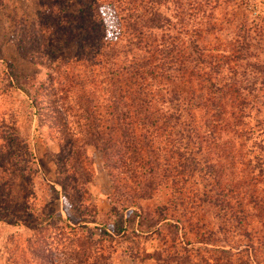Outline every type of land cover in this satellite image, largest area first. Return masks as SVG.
Listing matches in <instances>:
<instances>
[{
	"label": "trees",
	"instance_id": "obj_1",
	"mask_svg": "<svg viewBox=\"0 0 264 264\" xmlns=\"http://www.w3.org/2000/svg\"><path fill=\"white\" fill-rule=\"evenodd\" d=\"M93 2L92 10L106 3L127 11L130 48H119L105 35L100 12L85 15L86 44L80 45L75 58L59 61L58 80L47 86L43 108L57 122L69 181L60 183L61 195L69 197V204L71 198L76 200L86 215L83 220L90 217L87 208L96 213L85 189L92 180L86 148L93 146L101 153L112 183L110 203L115 197L114 204L130 211L135 233L142 232V200L152 199L163 186L183 194L184 186L198 184L194 194L186 195L194 206L204 214L209 209L213 219L220 217L246 238L241 248V243L217 239L214 236L224 227L206 232L205 224L195 218V232L205 240V250L217 252L215 264H230L229 259L264 264V23L242 19L223 46L212 48L204 35L216 28L211 10L221 0ZM170 6L174 11L168 15L163 8ZM29 53L33 59L35 54ZM119 56L124 57L122 62ZM83 62L86 69L92 67L87 75L75 68ZM17 85L28 94L32 107L42 104L41 84ZM40 122L36 119V131ZM192 143L205 145L202 153L196 148V159L187 152ZM208 154L214 155L213 160ZM154 215L146 223L150 231L158 233L159 225L181 229L178 220H170L162 211L155 209ZM71 228V264H108L104 251L95 248L96 240ZM124 231V225L117 227V233ZM169 233L167 248L151 256L155 264H178L181 259L178 252L170 251L177 232ZM188 251L183 248L184 254ZM33 254L43 259L39 251ZM242 254L247 260L240 259Z\"/></svg>",
	"mask_w": 264,
	"mask_h": 264
},
{
	"label": "rangeland",
	"instance_id": "obj_2",
	"mask_svg": "<svg viewBox=\"0 0 264 264\" xmlns=\"http://www.w3.org/2000/svg\"><path fill=\"white\" fill-rule=\"evenodd\" d=\"M92 2L93 0H0V264H71L73 259L68 253L72 244L74 245L73 234L70 233L72 226H75L76 231L97 241L95 248L104 251L108 264H155L156 261L151 256L162 248H167L168 237L171 235L169 232H177L174 249L170 251L178 252L181 259L183 257L182 261L178 260V264H187L184 258L194 264H204L202 257L210 264H215L217 252L205 250V240L195 232V218L205 224L203 229L206 232L216 230V226L224 227L225 230L214 236L217 239L241 243V248L246 238L233 230L230 224L222 222L220 217L213 219V213L209 209L204 214L194 206L195 202L186 195L194 194L198 184L191 186L192 189L184 186L183 194L175 193L169 186H163L152 199L142 200L143 220L140 218L139 225L142 232L139 233L133 231L136 221L130 219V211L121 210L113 203L115 197H111L112 204L108 200L107 212H98L96 208L94 213L87 208L90 217L83 220V208H78L77 203H74L76 200L71 198L73 203L69 204V197L66 200L61 195L60 183L68 185L69 181L64 174L65 155L60 152L58 145L60 139L57 122L43 108L45 102H48L47 86L55 85L58 80L56 68L62 66L59 61L75 58L80 45L86 44L88 32L83 26L87 23L83 18L85 15L95 16L100 12L103 15L101 24L105 27V31L102 29L106 32L105 35L116 41L119 48H130L125 32L127 11L106 3L100 8L93 6L92 10ZM163 10L168 15L174 11L172 6ZM211 11L210 20L216 24V28L208 36L204 35V40L212 48L223 46L231 38L234 25L242 19L264 23V0H221ZM29 52L35 54L33 59L28 56ZM123 60L124 57H118V61ZM75 68L83 70L85 74H82L87 75L92 67L86 69L84 64ZM97 69L98 67L95 72ZM17 82L24 83L27 88L30 84H41L43 105L32 107L28 94L18 87ZM36 109L40 113L37 116L34 113ZM66 115L71 122L73 119L70 113ZM36 119L42 125L37 131ZM253 122L255 123L254 120ZM197 147L202 149L201 153L205 151L203 144L192 143L187 146V152L195 159ZM93 148L91 146L89 149L94 153ZM90 151L88 153L86 148V153L92 160V180L85 187L86 195L93 202V199L103 197L109 190V199L112 191L110 178L106 177L97 184L93 181L94 173L106 172L101 153L97 150L95 163ZM208 155L213 160L214 155ZM193 177L199 180L197 174ZM50 185L55 187L58 194ZM101 204L98 202L99 206ZM155 209L156 212L162 211L170 220H178L181 229L175 231L169 225L158 224L156 227L161 228L158 233L150 231L146 223L150 222V216H155ZM80 223L87 228H77ZM121 225L125 227L123 234L117 233V227ZM183 248H189L188 255L184 254ZM33 251H39L43 259H38ZM240 259L247 260V255L242 254ZM229 260L230 264L238 263L233 259Z\"/></svg>",
	"mask_w": 264,
	"mask_h": 264
},
{
	"label": "crops",
	"instance_id": "obj_3",
	"mask_svg": "<svg viewBox=\"0 0 264 264\" xmlns=\"http://www.w3.org/2000/svg\"><path fill=\"white\" fill-rule=\"evenodd\" d=\"M90 147H91V146L87 147V149H88V153H89V151H90V149H89ZM93 149H94V153L90 151V154L94 156V161H95V163H96V162H97V155H98V152H97V150H96L95 148H93ZM95 155H96V156H95ZM106 177H107V179H108V176H107L106 172H105L104 174H101V173H99V172H96V173H94V175H93V181H94V183L97 184L98 182H102L103 180H105ZM94 187L96 188V186H94ZM107 188H109V186H108ZM103 195H104L103 197H102V196H98L96 200L93 199V203H94V205L96 206L98 212H100V211L107 212L108 209H109V202H108V200H109V199H108L109 190L107 191L106 194H103ZM102 198H104L103 201L101 200ZM98 202H99V203H102V204L99 206V205H98ZM100 207H101V208H100Z\"/></svg>",
	"mask_w": 264,
	"mask_h": 264
}]
</instances>
